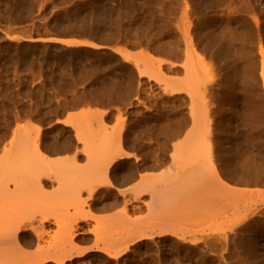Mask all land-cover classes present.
Masks as SVG:
<instances>
[{
  "label": "rangeland",
  "instance_id": "obj_1",
  "mask_svg": "<svg viewBox=\"0 0 264 264\" xmlns=\"http://www.w3.org/2000/svg\"><path fill=\"white\" fill-rule=\"evenodd\" d=\"M220 1L0 0V139L4 124L16 117L21 118V127L37 130L38 139H80L82 134L76 135L74 125L83 124L85 119L81 115L88 111V122L95 131H84L82 139H159L157 144H149L151 147L145 142L142 149L166 155L163 170L170 173L174 167L168 156L175 154L178 141L166 143L163 139H186L189 100L182 92L171 90L185 84L182 65L188 57L194 62L193 73L196 72L199 86L216 84L211 93L205 92L206 106H202L206 115V107L210 109V114L203 117L209 139H229L227 130L231 123L240 134L246 132L245 139H264V132L259 133L264 131V125H256L258 129L248 126L242 117L245 105L238 101V94L252 79L246 58L251 59L257 80L251 85L258 84L264 95L256 60L257 47L263 49L264 42H256L254 51L244 59L241 41L225 32L226 23L240 26L237 20L228 19L225 10L240 5L235 0ZM246 1L252 25L264 32V0ZM29 37L37 41L25 43L24 39ZM141 54L147 65L139 61ZM182 123L186 129L183 127L179 133ZM248 128L251 130L243 132ZM216 143L211 144L216 155L213 165L226 175L229 162L240 151L234 150V154L225 141L217 143L220 148ZM248 150L254 160L257 157L258 166L260 162V166L264 165V147ZM97 204L106 206L101 208L103 212L92 211L100 218L120 215L122 200L115 191L112 196L97 200ZM158 239L143 242L119 258H108L93 251L92 235L85 234L76 241L82 253L66 264H264V243L259 245L257 259L242 256L237 248L229 252L225 262L217 255L201 251L189 256L175 253V243L168 235Z\"/></svg>",
  "mask_w": 264,
  "mask_h": 264
},
{
  "label": "bare ground",
  "instance_id": "obj_2",
  "mask_svg": "<svg viewBox=\"0 0 264 264\" xmlns=\"http://www.w3.org/2000/svg\"><path fill=\"white\" fill-rule=\"evenodd\" d=\"M234 3L241 6V11L235 4L236 8L230 9L231 5L224 10L228 19L237 20L240 26L226 23L225 32L241 41L245 59L256 42L263 44L264 32L252 25L246 0ZM186 12L184 9L183 15ZM68 25L73 28L74 24ZM36 41L24 39L28 44ZM262 47H257L256 60L264 87ZM141 55L139 61L147 65ZM188 58L182 65L187 80L182 86L172 87L171 93L182 92L188 98L190 129L185 124L189 129L184 132L186 139H163L166 143L178 141L175 154L168 156L174 167L170 173L163 170L166 155L142 149L145 142L157 144L159 139H82L84 131H95L88 122V111L81 115L84 126L74 125L76 135L82 134L80 139H38L37 130L21 127L19 117L4 124L0 139V264L70 263L82 253L76 241L85 234L92 235L93 251L108 258H117L164 235L175 243L174 252L184 256L201 251L226 262L229 252L238 248L242 256L256 258L259 245L264 243V165L260 162L258 166L257 157L253 154L254 160L248 149L263 148L264 139H245V131L251 129L240 134L236 126H230L232 123L227 130L229 139H209L202 106H206L205 92L211 93L213 86H199L194 62ZM250 60L246 58L245 62L252 79L238 94V101L245 105L243 120L254 129L264 125V95L258 84H253L257 80ZM152 74L158 80L156 72ZM206 109L208 115L210 109ZM179 126L180 133L183 123ZM216 141H225L232 152L240 151L236 156L234 151L226 175L213 165L215 150H211V144ZM223 178L242 188L230 186ZM114 191L122 200L120 215L105 219L92 213L102 211L105 201L98 205L97 200L112 196Z\"/></svg>",
  "mask_w": 264,
  "mask_h": 264
}]
</instances>
